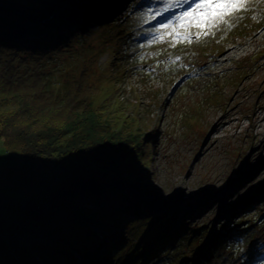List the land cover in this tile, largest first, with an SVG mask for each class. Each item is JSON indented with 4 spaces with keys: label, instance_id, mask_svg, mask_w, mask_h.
<instances>
[{
    "label": "trees",
    "instance_id": "16d2710c",
    "mask_svg": "<svg viewBox=\"0 0 264 264\" xmlns=\"http://www.w3.org/2000/svg\"><path fill=\"white\" fill-rule=\"evenodd\" d=\"M13 1L34 12L61 0ZM91 2L69 0L64 14L32 27L0 7V143L22 162L8 172L17 170L13 177L19 182L28 178L51 190L48 205L24 206L35 211L25 231L35 230L50 242L25 245L0 236V264H72L74 250L102 264H145L153 257L151 264L166 258L173 264H243L241 252L251 256L264 239V214L243 228L238 225L245 217L222 221L218 235L212 225L170 228L173 222L158 215L129 220L132 216L121 211L125 188L103 183L136 173L137 189H148L143 124L136 114L123 111L121 95L113 97L117 91L104 83L97 65V56L111 51L107 67L115 66L122 37L129 36L128 48L133 49L130 36L142 23H136L140 14L123 10L117 0H106L104 6ZM112 10V17L104 16ZM123 73L122 67L114 87ZM6 170L0 169L1 177ZM0 228L8 229V223L0 219ZM244 232L239 248L235 236Z\"/></svg>",
    "mask_w": 264,
    "mask_h": 264
},
{
    "label": "rangeland",
    "instance_id": "374dc122",
    "mask_svg": "<svg viewBox=\"0 0 264 264\" xmlns=\"http://www.w3.org/2000/svg\"><path fill=\"white\" fill-rule=\"evenodd\" d=\"M117 1L129 13H136L138 6L144 8L145 14L136 23L147 20L157 28L168 23L163 18L165 13L172 14L170 21L175 24L180 10H187L194 2ZM133 1L136 5L131 7ZM104 5L106 0H98V6ZM175 6L179 9H173ZM250 8L238 14L242 18L230 30L222 25L214 35L199 40L193 37L191 43L173 46L167 39L160 42L158 37L166 35L160 29L146 40L138 37L135 49L128 48L129 36L122 37L117 48L121 60L113 67H107V62L114 53L97 56L104 83L117 91L113 97L121 95L123 111L136 114L146 132L142 145L149 153L148 189L144 193L134 187L125 189L129 194L121 210L132 216L129 220L158 215L170 222L174 219V223L180 220L192 229L212 225L217 230L212 233H221L217 227L222 221L231 223L253 212H257L253 216L264 214V18L253 19L264 9V0H251ZM113 15L114 10L104 14ZM136 33L133 30L132 34ZM122 67L123 77L114 87V77L119 76ZM1 144L0 169H7V176H0V216L17 214L19 205H48L51 190L44 187L47 184L32 185L28 178L19 182L13 177L17 170H8L22 164L20 156ZM143 176L140 174L139 179ZM136 177V173L131 174L128 181ZM147 191L154 196L147 195ZM131 194L145 203H135ZM249 201H254L255 207L241 211ZM253 218L248 217L239 228ZM62 226L67 228L64 223ZM19 237L25 245L24 239L50 242L38 234L23 233ZM76 253L77 261H83L81 253ZM90 261L94 264L99 259Z\"/></svg>",
    "mask_w": 264,
    "mask_h": 264
},
{
    "label": "snow or ice",
    "instance_id": "6c2138e0",
    "mask_svg": "<svg viewBox=\"0 0 264 264\" xmlns=\"http://www.w3.org/2000/svg\"><path fill=\"white\" fill-rule=\"evenodd\" d=\"M250 3L251 0H194L187 10L175 18L176 25L171 21L160 25L166 35L158 39H167L174 46L179 43H191L193 37L199 40L203 36L214 35L222 25L225 30H230L235 26V22L242 18L239 13L252 10ZM258 18H264V9L253 16V19ZM157 31L159 32V29Z\"/></svg>",
    "mask_w": 264,
    "mask_h": 264
},
{
    "label": "water",
    "instance_id": "95a60500",
    "mask_svg": "<svg viewBox=\"0 0 264 264\" xmlns=\"http://www.w3.org/2000/svg\"><path fill=\"white\" fill-rule=\"evenodd\" d=\"M68 3H69V0H61L57 2L56 4H53L51 7L40 6L41 8L39 9L41 10L29 12L24 6L14 2L13 0H0V7L9 9L16 15H19L21 19H23L24 22L28 25H36V24H40L45 21H48L56 15L64 13L65 9L68 6ZM129 175L131 174H124L119 179L105 181L103 183H107L115 187H123V188L124 187L125 188L134 187L137 189L140 184L139 181L137 180L128 181ZM147 192H149V195L151 194L150 191H147ZM11 201L12 200H8V202H11ZM20 209L21 208H18V211L16 212L17 214L15 215L13 214L10 215L7 213V216H0V219L8 223V229L5 230V229L0 228V236L3 239L15 240L19 237V235H22L25 232L26 222L28 220L27 218L31 217L35 213V211L30 212L32 209H29L28 214H26L24 210L22 211ZM9 222H11L12 224L11 226H9Z\"/></svg>",
    "mask_w": 264,
    "mask_h": 264
},
{
    "label": "bare ground",
    "instance_id": "6f19581e",
    "mask_svg": "<svg viewBox=\"0 0 264 264\" xmlns=\"http://www.w3.org/2000/svg\"><path fill=\"white\" fill-rule=\"evenodd\" d=\"M90 1H93V0H90ZM126 194H129L128 192H126L125 193V195ZM20 206V210H24V212L26 213V214H28V212H29V210L27 209V208H25L24 206H22V205H19ZM50 224H52V226L55 224V221L54 220H52L51 221V223ZM12 224H11V222H9V226H11ZM68 228V227H67ZM24 234H29V235H33V234H38V233H36L35 232V230H27V231H25L24 232ZM107 234V233H106ZM38 235H40V234H38ZM21 236H23V234L21 235ZM31 238H33V236H30ZM68 239V238H67ZM20 240H22V237H18L17 239H15L14 241H20ZM25 241H26V245L27 244H29V240L28 239H24ZM31 241V240H30ZM58 241V240H57ZM63 254L64 255H68V253L67 252H63ZM36 257H38V254H36Z\"/></svg>",
    "mask_w": 264,
    "mask_h": 264
}]
</instances>
